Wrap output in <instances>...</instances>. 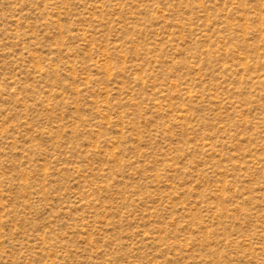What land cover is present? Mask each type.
Returning a JSON list of instances; mask_svg holds the SVG:
<instances>
[{
    "label": "rangeland",
    "instance_id": "374dc122",
    "mask_svg": "<svg viewBox=\"0 0 264 264\" xmlns=\"http://www.w3.org/2000/svg\"><path fill=\"white\" fill-rule=\"evenodd\" d=\"M0 264H264V0H0Z\"/></svg>",
    "mask_w": 264,
    "mask_h": 264
}]
</instances>
